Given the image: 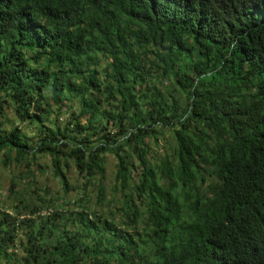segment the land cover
<instances>
[{"label": "trees", "instance_id": "1", "mask_svg": "<svg viewBox=\"0 0 264 264\" xmlns=\"http://www.w3.org/2000/svg\"><path fill=\"white\" fill-rule=\"evenodd\" d=\"M11 170L0 264H264V0H0Z\"/></svg>", "mask_w": 264, "mask_h": 264}, {"label": "rangeland", "instance_id": "2", "mask_svg": "<svg viewBox=\"0 0 264 264\" xmlns=\"http://www.w3.org/2000/svg\"><path fill=\"white\" fill-rule=\"evenodd\" d=\"M23 129L26 131L27 134L30 133L29 129L27 127H23ZM166 137V135H165ZM3 174V175H2ZM0 177V204H1V209H4L6 212L10 213L9 209L6 207V199L5 196L7 195V190H8V186H9V177L13 174V175H17V172L15 170H11V171H3ZM34 175L36 176L37 180H42L43 176L42 174H37L34 173ZM74 173H71V176L68 178L69 183H74L75 182V178L73 177ZM108 182V181H107ZM48 185L50 186V188L52 189V193H54L56 191L60 190V185L58 184L57 181L55 180H49L48 181ZM75 186L74 189L68 191L67 193V198H70L71 196H73L75 193L78 192V189L80 187V182L77 181L76 184H73ZM103 209H105V207H103Z\"/></svg>", "mask_w": 264, "mask_h": 264}]
</instances>
